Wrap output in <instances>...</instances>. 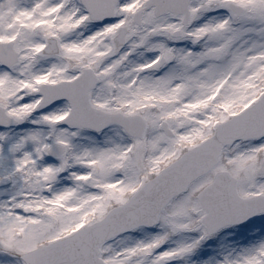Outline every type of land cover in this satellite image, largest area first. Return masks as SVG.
Instances as JSON below:
<instances>
[{"label": "snow or ice", "instance_id": "6c2138e0", "mask_svg": "<svg viewBox=\"0 0 264 264\" xmlns=\"http://www.w3.org/2000/svg\"><path fill=\"white\" fill-rule=\"evenodd\" d=\"M0 264H264V0H0Z\"/></svg>", "mask_w": 264, "mask_h": 264}]
</instances>
